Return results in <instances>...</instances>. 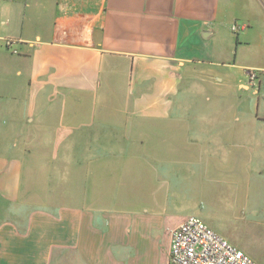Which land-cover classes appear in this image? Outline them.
<instances>
[{"label": "crops", "instance_id": "crops-1", "mask_svg": "<svg viewBox=\"0 0 264 264\" xmlns=\"http://www.w3.org/2000/svg\"><path fill=\"white\" fill-rule=\"evenodd\" d=\"M217 186L264 200V0H0V264H140Z\"/></svg>", "mask_w": 264, "mask_h": 264}, {"label": "rangeland", "instance_id": "rangeland-1", "mask_svg": "<svg viewBox=\"0 0 264 264\" xmlns=\"http://www.w3.org/2000/svg\"><path fill=\"white\" fill-rule=\"evenodd\" d=\"M214 189L210 195L204 196L198 216L205 218L212 228L257 262L264 264V200H260V193L256 194L252 188L254 194L248 193L236 203L229 190L231 187L217 186ZM174 221V217L169 219L166 216L165 221L152 225V244L145 243L140 236L134 237L135 259L140 254L143 256L140 264H163L167 260L169 236Z\"/></svg>", "mask_w": 264, "mask_h": 264}, {"label": "built area", "instance_id": "built-area-1", "mask_svg": "<svg viewBox=\"0 0 264 264\" xmlns=\"http://www.w3.org/2000/svg\"><path fill=\"white\" fill-rule=\"evenodd\" d=\"M248 27L247 23L235 22L234 32ZM15 40L8 39L11 48ZM13 53H18L13 49ZM249 85L257 88L260 70L248 69ZM168 264H260L246 252L207 225L198 216H189L171 233Z\"/></svg>", "mask_w": 264, "mask_h": 264}]
</instances>
